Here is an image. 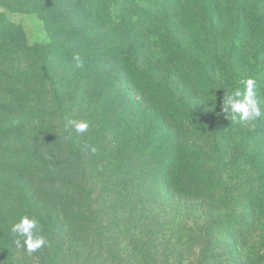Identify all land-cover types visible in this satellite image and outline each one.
<instances>
[{
    "label": "rangeland",
    "instance_id": "1",
    "mask_svg": "<svg viewBox=\"0 0 264 264\" xmlns=\"http://www.w3.org/2000/svg\"><path fill=\"white\" fill-rule=\"evenodd\" d=\"M239 1L245 7L257 2ZM258 4L263 11L264 0ZM0 21V37L6 34L12 43L7 49L51 43V22L37 17L29 0H0ZM196 29L186 40L192 57L206 50L203 33ZM251 32L247 39H260L257 53L248 52L251 58L248 54L222 58L205 52L208 66L194 65L190 73L176 64L173 70H145L178 106L157 94L150 97L141 85L127 84L124 73L118 74L117 95L106 90L96 95L95 86L75 82L73 63L65 64L47 50L15 52L22 61L20 67L13 61L0 64V75L32 74L37 66H45L46 78L52 79L14 89L31 95L20 103L11 102L10 83L0 86V105L22 110L19 118L27 122L21 131L0 134V152L14 153L16 158L5 165L1 154L0 218L2 213L10 218L7 226L0 219V264L47 263L41 249L29 254L17 248L11 231L19 217L35 213L46 225L38 233L47 241L43 248L57 247L61 264H88V253L96 247L118 251L114 259L121 264L150 262L139 257L140 252L154 254L160 264L172 263L176 247L187 250L175 264H198L203 247H210L204 264H264V115L236 123L229 113L221 112L222 97L248 76L257 82L264 110V34L256 37L257 29ZM122 98L139 109L157 108L164 117L162 141H157L155 129L148 132L143 120L117 122L113 105ZM196 118L200 124L194 132L189 125ZM70 119L89 121V130L75 132ZM42 126L52 127L53 133L44 134ZM174 142L201 145L203 169L212 166L218 152L225 153L220 174L199 178L190 174L186 160L171 158L178 155L170 153ZM165 171L174 173L175 182L185 179L191 187L198 182L201 192L199 187L193 188L191 196H173L166 187ZM134 200L136 204L131 205Z\"/></svg>",
    "mask_w": 264,
    "mask_h": 264
},
{
    "label": "trees",
    "instance_id": "2",
    "mask_svg": "<svg viewBox=\"0 0 264 264\" xmlns=\"http://www.w3.org/2000/svg\"><path fill=\"white\" fill-rule=\"evenodd\" d=\"M29 2L37 17L47 18V21L51 22L49 25V30L52 31L51 43L46 45L33 42L29 47L17 46L14 49H7L12 43L4 34L0 37V64L4 61H13L20 67L22 61L15 52L26 53L27 51L34 54L35 51L47 50L63 63H73V68L77 67L75 82L95 86L96 95L104 90L108 94L117 95L115 92L118 90L115 84L118 81V74L124 73L127 84L141 85L150 97L157 94L174 103L175 106L178 105L163 94L166 90L155 82L153 74L145 72L146 69L147 71L161 68L173 70L176 64L179 69L181 65L184 67L181 69L183 72L190 73V68L194 65L200 69L208 66L204 60L205 52L217 53L215 56L221 55L222 58H230L233 54L244 57L245 54L249 55L248 52L256 54L260 39L249 40L247 36L252 34L253 29H257L256 37L258 34L261 37L264 34V9L260 10L258 0L253 2L252 6L246 3L248 8L239 0H224L222 4L219 0H29ZM195 27L198 28L197 33L200 31L203 33L202 42L203 44L205 42L206 47V50L198 57H192L189 54V44L186 42L188 38H191L190 32ZM76 54L82 58V67H78L73 59ZM249 56L251 58V55ZM142 65L145 67L144 70L141 69ZM47 74L45 66H37L34 73L26 75L17 72H13L12 75L2 73L0 86L10 83L13 88L12 91H8L11 102H24L31 95L14 89L44 80L51 83L52 79L46 78ZM2 99L5 102L8 100L7 97ZM125 101V98H122L120 104L113 105L112 111H118L117 122L129 118H134L138 123L143 120V125L149 126L148 132L155 129L157 141H162L164 134L160 123L164 117L158 114L157 108L147 106L148 108L139 109L138 105L127 104ZM7 107V105H0V134H3V130L14 133L26 128L27 122L19 118L23 111ZM166 115H171V112L167 111ZM173 116L175 119L173 117L172 119L177 120L176 116ZM185 116L188 117V115ZM199 121V118L194 119L189 125L190 130L197 132ZM41 129L44 134L53 133L52 127L42 126ZM171 145L173 150L170 153H178L171 158H174L175 162L179 158L186 160L192 169L190 174L198 178L204 175L220 174L218 168L226 159L225 153L218 152L212 166L203 169L204 158L200 157L199 154L202 153L198 151L202 149L201 145L194 142L181 146H177L178 144L174 142ZM1 154L4 155L5 165L16 159L14 153L0 152V161ZM158 156L160 157L159 154ZM44 171L45 167L40 173ZM59 172L63 174L64 171L59 170ZM158 172L161 173L162 170ZM165 172L169 178L166 187L172 195L174 194L173 196L188 197L191 196L190 193H193V188L198 190L200 187V192L203 188L198 182L191 187L185 179L175 182L174 173L172 175L168 171ZM81 176L80 189L82 190L84 188L83 173ZM190 177L193 176L190 175ZM136 202L137 200H134L130 204L134 205ZM1 216H3L0 218L2 223L7 226L8 215L2 213ZM34 216L41 221L44 229L46 225L43 220L36 213ZM186 250L185 247L174 248L172 253L174 261L170 263L166 260L165 264H175V259L179 262ZM209 250L210 247H203L199 251L198 264H204L207 261ZM117 252L110 251V247H96L88 253V264H121L120 261L115 260L116 258L114 259V256L119 253ZM41 253L46 264H61L57 247L49 250L42 248ZM139 257L144 261H150L147 264H160L154 254L152 255L154 259L144 252H140Z\"/></svg>",
    "mask_w": 264,
    "mask_h": 264
},
{
    "label": "clouds",
    "instance_id": "3",
    "mask_svg": "<svg viewBox=\"0 0 264 264\" xmlns=\"http://www.w3.org/2000/svg\"><path fill=\"white\" fill-rule=\"evenodd\" d=\"M73 59L78 67L83 66L79 54L74 55ZM221 112L229 113L235 122L256 120L264 115L261 100L258 99L256 80L250 76L240 79L230 94L222 97ZM68 123L77 133H86L90 128V122L86 120L70 119ZM91 150L93 153L97 151L94 147ZM11 231L16 237L14 240L16 247L24 248L29 254L42 249L47 244L45 237L38 235L43 231V225L35 216L19 217L12 224Z\"/></svg>",
    "mask_w": 264,
    "mask_h": 264
}]
</instances>
